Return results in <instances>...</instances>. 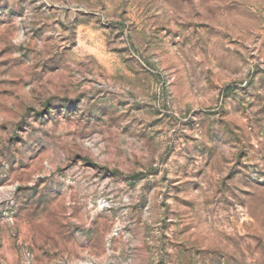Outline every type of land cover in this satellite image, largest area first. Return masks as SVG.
<instances>
[{
	"label": "rangeland",
	"instance_id": "1",
	"mask_svg": "<svg viewBox=\"0 0 264 264\" xmlns=\"http://www.w3.org/2000/svg\"><path fill=\"white\" fill-rule=\"evenodd\" d=\"M0 264H264V0H0Z\"/></svg>",
	"mask_w": 264,
	"mask_h": 264
}]
</instances>
